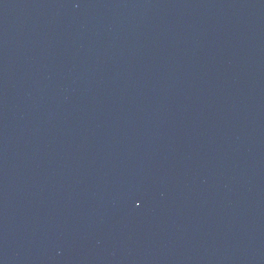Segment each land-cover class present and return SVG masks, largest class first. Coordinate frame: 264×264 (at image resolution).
<instances>
[{
	"label": "water",
	"instance_id": "obj_1",
	"mask_svg": "<svg viewBox=\"0 0 264 264\" xmlns=\"http://www.w3.org/2000/svg\"><path fill=\"white\" fill-rule=\"evenodd\" d=\"M0 264H264V0H0Z\"/></svg>",
	"mask_w": 264,
	"mask_h": 264
}]
</instances>
